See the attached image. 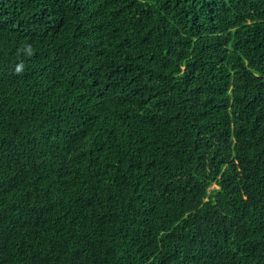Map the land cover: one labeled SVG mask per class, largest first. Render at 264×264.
<instances>
[{"label":"trees","instance_id":"obj_1","mask_svg":"<svg viewBox=\"0 0 264 264\" xmlns=\"http://www.w3.org/2000/svg\"><path fill=\"white\" fill-rule=\"evenodd\" d=\"M0 264H264V0H0Z\"/></svg>","mask_w":264,"mask_h":264}]
</instances>
